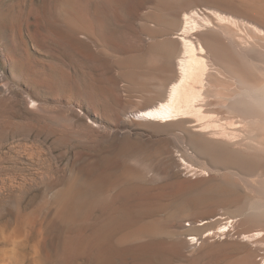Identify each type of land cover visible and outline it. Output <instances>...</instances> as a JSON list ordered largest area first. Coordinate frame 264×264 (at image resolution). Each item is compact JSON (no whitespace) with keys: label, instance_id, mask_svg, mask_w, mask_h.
Listing matches in <instances>:
<instances>
[{"label":"rangeland","instance_id":"1","mask_svg":"<svg viewBox=\"0 0 264 264\" xmlns=\"http://www.w3.org/2000/svg\"><path fill=\"white\" fill-rule=\"evenodd\" d=\"M0 264H264V0H0Z\"/></svg>","mask_w":264,"mask_h":264},{"label":"bare ground","instance_id":"2","mask_svg":"<svg viewBox=\"0 0 264 264\" xmlns=\"http://www.w3.org/2000/svg\"><path fill=\"white\" fill-rule=\"evenodd\" d=\"M192 14L194 16L197 14L199 15V13L197 11L195 12L194 10L190 14H185L183 21L184 28L183 30L181 29L184 35H187L189 33L193 34L194 28H196L194 27L195 25L193 26L194 28L190 27L192 22L191 20L194 19ZM182 41L183 43L181 44H183L182 49H184V51L178 63V67H180L178 79L174 81L171 87H168L169 89L167 90L168 91L167 98L164 101L159 102L153 108H150L149 110H145V111H140L139 113H137L136 114L137 120L147 119L149 121L158 120L163 122H171L177 120L181 116L189 117L192 114H201V113L203 114V112H201L203 106L201 105L208 104L205 103L207 102V100L205 101L207 97L203 94L204 89H206L205 77L210 68L208 65L209 63L207 62L208 61L206 58L207 56L205 55V51L207 50L204 48L202 44L197 45L195 42L186 39L185 36L182 38ZM204 96L206 98H204ZM205 223L201 224V226L204 225ZM226 232H228V230L226 229V227H224L220 233L224 234ZM260 234H261L260 232L259 234L257 233L258 236H260ZM211 235H214V233L210 232L205 237H209ZM190 239L193 242L194 241L198 242L199 240L197 237H191Z\"/></svg>","mask_w":264,"mask_h":264}]
</instances>
